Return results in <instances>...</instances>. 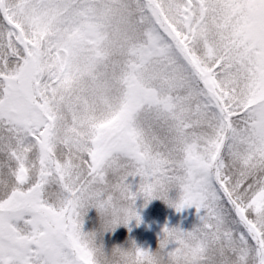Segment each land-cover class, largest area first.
Here are the masks:
<instances>
[{"label":"snow or ice","instance_id":"snow-or-ice-1","mask_svg":"<svg viewBox=\"0 0 264 264\" xmlns=\"http://www.w3.org/2000/svg\"><path fill=\"white\" fill-rule=\"evenodd\" d=\"M138 195L203 210L160 264H264V0H0V264H89L80 202Z\"/></svg>","mask_w":264,"mask_h":264},{"label":"clouds","instance_id":"clouds-1","mask_svg":"<svg viewBox=\"0 0 264 264\" xmlns=\"http://www.w3.org/2000/svg\"><path fill=\"white\" fill-rule=\"evenodd\" d=\"M127 205L117 202L112 207H100L98 202L85 197L80 202L81 219L90 208H95L98 214V226L89 231L81 229V239L89 253V264H140L139 246L134 240L126 244H114L106 248L103 236L106 232L112 231L120 224L128 221ZM163 256L160 243L148 257L150 264H160Z\"/></svg>","mask_w":264,"mask_h":264},{"label":"rangeland","instance_id":"rangeland-1","mask_svg":"<svg viewBox=\"0 0 264 264\" xmlns=\"http://www.w3.org/2000/svg\"><path fill=\"white\" fill-rule=\"evenodd\" d=\"M139 179V177H129V182L132 184L134 191L139 183ZM169 196L172 199L178 198V190L171 189ZM134 206L137 213L141 217L139 223H137L136 219L133 218L129 220L127 224H120L112 231L106 233L110 234L120 227H128L132 230H136L138 233L137 241L139 242V246L151 250H155L158 247V242L163 234L162 230L165 226H178L183 230H191L199 222V215L203 212V210H201V212L198 213L194 205L177 211L173 206L159 198H153L145 202L142 195L137 196ZM91 214L98 216L95 208H90L85 216ZM85 216L84 221L87 220ZM87 227L86 223H83L82 229L84 231L92 230ZM174 246V244H170L169 248Z\"/></svg>","mask_w":264,"mask_h":264},{"label":"trees","instance_id":"trees-1","mask_svg":"<svg viewBox=\"0 0 264 264\" xmlns=\"http://www.w3.org/2000/svg\"><path fill=\"white\" fill-rule=\"evenodd\" d=\"M85 217L87 220L84 222L89 228L93 229L98 226V216L97 215L91 214ZM137 235L138 233L136 230H132L128 227L126 228L120 227L110 234L105 233L103 236V241H104L106 248H111L112 245L114 244H126L130 239L134 240L138 244L139 242L137 241Z\"/></svg>","mask_w":264,"mask_h":264}]
</instances>
